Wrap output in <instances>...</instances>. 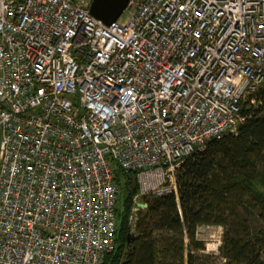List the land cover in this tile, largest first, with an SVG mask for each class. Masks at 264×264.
Segmentation results:
<instances>
[{"label": "built area", "instance_id": "built-area-1", "mask_svg": "<svg viewBox=\"0 0 264 264\" xmlns=\"http://www.w3.org/2000/svg\"><path fill=\"white\" fill-rule=\"evenodd\" d=\"M89 4L0 0V264H101L115 173L176 198L264 86V0H129L108 26Z\"/></svg>", "mask_w": 264, "mask_h": 264}, {"label": "trees", "instance_id": "trees-1", "mask_svg": "<svg viewBox=\"0 0 264 264\" xmlns=\"http://www.w3.org/2000/svg\"><path fill=\"white\" fill-rule=\"evenodd\" d=\"M240 115L235 136L209 141L180 166L176 198L133 202V174L115 173L113 246L101 264H201L202 226L222 229V264H264V86L243 100Z\"/></svg>", "mask_w": 264, "mask_h": 264}, {"label": "water", "instance_id": "water-1", "mask_svg": "<svg viewBox=\"0 0 264 264\" xmlns=\"http://www.w3.org/2000/svg\"><path fill=\"white\" fill-rule=\"evenodd\" d=\"M129 0H90L89 15L108 26L115 22L126 7Z\"/></svg>", "mask_w": 264, "mask_h": 264}, {"label": "rangeland", "instance_id": "rangeland-1", "mask_svg": "<svg viewBox=\"0 0 264 264\" xmlns=\"http://www.w3.org/2000/svg\"><path fill=\"white\" fill-rule=\"evenodd\" d=\"M124 22V18L121 19ZM140 202V201H137ZM222 229L217 227L202 228L196 232V239L203 241L205 250L202 255L201 264H222V259L218 256V246L220 244Z\"/></svg>", "mask_w": 264, "mask_h": 264}, {"label": "crops", "instance_id": "crops-1", "mask_svg": "<svg viewBox=\"0 0 264 264\" xmlns=\"http://www.w3.org/2000/svg\"><path fill=\"white\" fill-rule=\"evenodd\" d=\"M210 227H212V226H202V227H198V228H197V231H200L202 228H210ZM217 228H220V227H217ZM197 231H196V232H197Z\"/></svg>", "mask_w": 264, "mask_h": 264}]
</instances>
